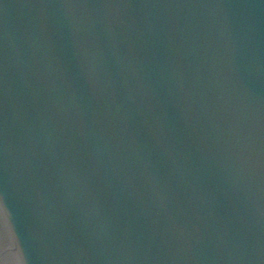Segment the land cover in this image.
Wrapping results in <instances>:
<instances>
[{"label":"water","instance_id":"95a60500","mask_svg":"<svg viewBox=\"0 0 264 264\" xmlns=\"http://www.w3.org/2000/svg\"><path fill=\"white\" fill-rule=\"evenodd\" d=\"M0 264H264V0H0Z\"/></svg>","mask_w":264,"mask_h":264}]
</instances>
